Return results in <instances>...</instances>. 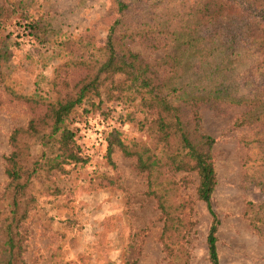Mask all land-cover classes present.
I'll return each mask as SVG.
<instances>
[{"label": "rangeland", "instance_id": "obj_1", "mask_svg": "<svg viewBox=\"0 0 264 264\" xmlns=\"http://www.w3.org/2000/svg\"><path fill=\"white\" fill-rule=\"evenodd\" d=\"M130 1L136 6L123 17L112 0H0L15 11L11 17L0 16V226L7 214L3 159L10 151L9 133L41 112L29 109L7 88L43 101L61 97L72 90L90 64L103 59L101 47L114 18L121 22L114 26V34L120 29L117 35L123 42V20H129L131 29L139 24L144 9L159 14L167 6V12L179 15L186 7L168 0ZM217 26L200 27L204 32ZM124 40L144 60L163 55L162 44L147 36ZM228 60L232 61L231 56ZM252 60L239 59V67L235 60L227 72L239 83L251 65V89L261 96L264 83L256 82V77L263 69L256 70ZM158 73L172 75L167 68H158ZM119 78L122 76L115 75L113 80ZM104 84L109 85V80ZM100 98L98 107L84 112V107H89L81 105L70 115L69 127L83 161L64 173L33 182L35 201L18 228L24 264H172L171 255L178 253L184 264H209L205 236L210 216L196 198L195 173L164 168L156 172L169 202L180 205L176 214L184 225L183 238L172 244V249L181 247L180 252L169 255L162 239L164 217L155 199L147 195V172L138 170L134 158L124 156L116 147L110 153L106 149L112 129L122 142L144 144L157 155L161 145L154 144L144 128H139L136 119L142 116L138 111L130 114L131 103L123 97L106 100L103 89ZM240 111V107L224 103L207 102L198 107L199 131L215 140L211 148L216 178L211 205L218 220L215 245L218 264H264V225L257 222V232L249 222L258 216L255 206L264 202V192L244 179L245 166L253 169L264 161V135L262 144L249 149L240 141L243 135L250 136L263 127L234 126L232 121ZM48 187H56L58 193L51 194ZM247 201L253 204L252 209L246 208ZM1 242L0 234V259L4 255Z\"/></svg>", "mask_w": 264, "mask_h": 264}, {"label": "trees", "instance_id": "obj_2", "mask_svg": "<svg viewBox=\"0 0 264 264\" xmlns=\"http://www.w3.org/2000/svg\"><path fill=\"white\" fill-rule=\"evenodd\" d=\"M112 1L115 11L123 12V17L136 6L130 0ZM177 2L186 6L180 9L179 15L167 12V6L159 14L144 9L138 24L142 29L138 25L129 29V20H123V42L117 35L120 29L114 34V26L121 23L114 18L101 47L103 59L90 64L69 93L43 101L7 88L9 94L26 103L29 109H41V112L30 118L25 126L13 127L8 136L10 151L3 159L7 214L0 226L4 252L0 264H24L20 257L22 234L18 228L25 211L35 201L33 182L47 180L55 172L64 173L83 161L75 133L69 127L70 115L81 105L89 107H84V112L98 107L102 102V89L106 100L123 97V101L131 103L133 111L130 114L138 111L142 116L136 119L139 128H144L154 144L161 145L157 155L144 144L122 142L112 129L106 149L110 153L116 147L124 156L134 158L138 170L147 172V195L155 199L164 217L165 250L169 255L172 251L180 252L181 247L172 249V244L183 238L184 225L176 214L180 205L173 206L169 202L156 172L161 168L192 171L197 177L196 198L204 203L210 216L205 236L207 259L209 264H218L215 245L218 220L211 205V193L216 184L211 151L215 140L199 131L198 107L207 102L240 107L239 115L232 121L234 126L258 124L263 127L255 134L243 135L242 145L249 149L263 143L264 95L258 96L251 89V65L240 76L243 81L239 83L235 82L236 77H231V71H227L231 62L237 60L239 67V59L251 57L256 70L263 69L258 72L256 82L264 83V78L260 79L264 76V0L167 1ZM14 12L7 2L6 6L0 4V16L8 18ZM216 23L219 26L215 29L202 32L201 25ZM134 36H147L161 43L163 55L152 61L142 59L124 40ZM230 56L232 61L228 60ZM158 68H167L172 75L162 77ZM115 75L122 78L113 80ZM106 80L109 85L104 84ZM246 161L243 160L242 166ZM252 167L245 166L244 179L264 192V161ZM152 172L156 173L153 177L149 176ZM48 190L51 194L58 193L56 187H48ZM252 207L247 201L246 208ZM255 207L258 216L251 217L249 222L252 229L259 232L256 223L264 225V202ZM182 256L179 253L171 255L172 264H184Z\"/></svg>", "mask_w": 264, "mask_h": 264}]
</instances>
